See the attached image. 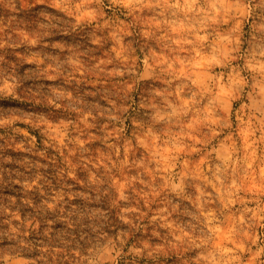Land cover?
<instances>
[{
	"label": "clouds",
	"instance_id": "9594fccd",
	"mask_svg": "<svg viewBox=\"0 0 264 264\" xmlns=\"http://www.w3.org/2000/svg\"><path fill=\"white\" fill-rule=\"evenodd\" d=\"M0 264H264V0H0Z\"/></svg>",
	"mask_w": 264,
	"mask_h": 264
}]
</instances>
